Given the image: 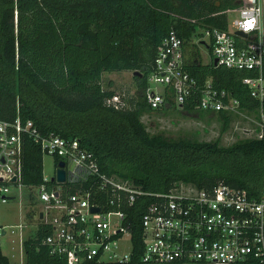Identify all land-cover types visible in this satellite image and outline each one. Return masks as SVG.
Listing matches in <instances>:
<instances>
[{
  "label": "trees",
  "instance_id": "trees-1",
  "mask_svg": "<svg viewBox=\"0 0 264 264\" xmlns=\"http://www.w3.org/2000/svg\"><path fill=\"white\" fill-rule=\"evenodd\" d=\"M237 4L239 0H0V119L20 115L32 119L43 134L78 138L97 157L102 172L146 191L168 192L180 183L198 188L225 183L260 197L264 137L230 145L220 138H169L151 133L142 119L154 110L145 90L162 40L173 29L184 40L186 68L200 84L211 79L238 97L243 110H256L259 102L243 78L257 73L217 65L212 58L205 63L195 42L206 29H226L225 10ZM188 41L192 49L186 47ZM206 44L211 54V44ZM115 70L142 72L135 75L136 95L120 96L118 107L108 102L115 89L103 86V73ZM168 108L206 112L224 130L234 114L203 110L192 102L179 107L171 100L156 109ZM43 155L40 144L25 140L23 184L43 182ZM65 187L75 190L74 184ZM151 200L142 195L126 207L133 242L128 261L79 264H142V216ZM50 231L38 223L34 236L23 241L24 262L12 261L0 245V264H71L43 242ZM232 264L263 263L250 256Z\"/></svg>",
  "mask_w": 264,
  "mask_h": 264
},
{
  "label": "built area",
  "instance_id": "built-area-1",
  "mask_svg": "<svg viewBox=\"0 0 264 264\" xmlns=\"http://www.w3.org/2000/svg\"><path fill=\"white\" fill-rule=\"evenodd\" d=\"M239 3L225 10L226 29H206L195 42L209 38L211 57L217 59V65L257 73L244 77L243 82L259 102L252 136L263 138L264 0ZM231 13L237 16L230 21ZM238 30L246 35L237 34ZM184 47V40L174 29L162 40L145 90L151 107L160 108L171 100L179 107L192 102L203 110L241 113L240 100L230 91L217 87L211 79L198 82L186 68L188 53ZM108 102L118 107L121 97L116 94ZM27 138L40 144L43 153L58 159L56 169L60 161L65 162V182H59L56 174L52 178L43 174V182L31 186H39L42 208L38 223L51 229L43 242L51 253L64 255L69 263L128 261L133 242L126 207L149 195L152 200L142 216V264H232L250 256L264 264V193L251 196L246 189L225 183L212 188L181 183L168 192L146 191L130 180L102 172L97 157L78 138L43 134L32 119L20 115L13 120L0 119L3 201L14 197L11 185H23ZM67 183L74 184V192L68 191ZM17 226L23 228L25 224ZM5 227L0 226V236L7 233ZM126 233L132 242L130 254L119 249Z\"/></svg>",
  "mask_w": 264,
  "mask_h": 264
},
{
  "label": "rangeland",
  "instance_id": "rangeland-1",
  "mask_svg": "<svg viewBox=\"0 0 264 264\" xmlns=\"http://www.w3.org/2000/svg\"><path fill=\"white\" fill-rule=\"evenodd\" d=\"M219 1V0H216ZM240 4V3H239ZM231 6L232 7H237ZM230 21L235 15H229ZM209 43V38L205 39ZM191 41L186 47L193 48ZM198 43V42H196ZM206 43L199 42L197 47L203 62L211 61V54ZM189 60H192L189 59ZM132 70L105 71L103 73V86L115 89L120 96L125 95L128 99L136 95L138 91V79ZM162 86L159 85V88ZM258 113L256 111L232 114L227 129L224 130L221 121L211 117L206 112L185 111L168 108L165 112L154 109L146 112L142 119L151 133H162L169 138H191L198 140H215L220 138L224 145H230L235 141L253 137V128L256 124ZM56 158L48 153L43 155V174L52 178L56 174ZM181 184V183H180ZM14 197L7 201L0 198V226H6L7 233L0 236V245L3 252L12 261L24 262L26 253L23 240L34 236L38 223V211L42 208L39 200V186L23 184L11 185ZM24 223L23 228L17 225ZM23 229V230H22ZM21 230L24 232L21 237ZM132 242L130 235L126 233L119 249L122 253L130 254Z\"/></svg>",
  "mask_w": 264,
  "mask_h": 264
},
{
  "label": "water",
  "instance_id": "water-1",
  "mask_svg": "<svg viewBox=\"0 0 264 264\" xmlns=\"http://www.w3.org/2000/svg\"><path fill=\"white\" fill-rule=\"evenodd\" d=\"M237 34L246 35V33L241 31V30H238ZM214 63L215 64L217 63V59H214ZM133 73H134V75H136V74L142 75V72H140L139 70H135ZM64 165H65V162L60 161L59 167L56 170V179L59 182H65V180H66V171H65ZM14 180H15V178H14ZM93 210H98V208L94 207Z\"/></svg>",
  "mask_w": 264,
  "mask_h": 264
},
{
  "label": "bare ground",
  "instance_id": "bare-ground-1",
  "mask_svg": "<svg viewBox=\"0 0 264 264\" xmlns=\"http://www.w3.org/2000/svg\"><path fill=\"white\" fill-rule=\"evenodd\" d=\"M202 42H203V43H206V40H203ZM208 47H209V46H208ZM216 64H217V63H216ZM154 109H156V108H154ZM56 170H57V169H56ZM187 184H188V183H187Z\"/></svg>",
  "mask_w": 264,
  "mask_h": 264
},
{
  "label": "crops",
  "instance_id": "crops-1",
  "mask_svg": "<svg viewBox=\"0 0 264 264\" xmlns=\"http://www.w3.org/2000/svg\"><path fill=\"white\" fill-rule=\"evenodd\" d=\"M38 221H39V220H38ZM37 224H38V223H37ZM23 233H24V232H23V231H21V237H22ZM23 241H24V240H23ZM20 262H21V261H20Z\"/></svg>",
  "mask_w": 264,
  "mask_h": 264
}]
</instances>
